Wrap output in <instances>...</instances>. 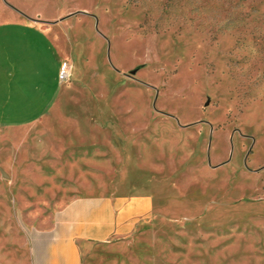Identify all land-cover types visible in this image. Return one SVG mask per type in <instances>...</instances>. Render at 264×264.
I'll use <instances>...</instances> for the list:
<instances>
[{"label":"rangeland","instance_id":"374dc122","mask_svg":"<svg viewBox=\"0 0 264 264\" xmlns=\"http://www.w3.org/2000/svg\"><path fill=\"white\" fill-rule=\"evenodd\" d=\"M139 196L81 264H264V0H0V264Z\"/></svg>","mask_w":264,"mask_h":264},{"label":"crops","instance_id":"0c3cea01","mask_svg":"<svg viewBox=\"0 0 264 264\" xmlns=\"http://www.w3.org/2000/svg\"><path fill=\"white\" fill-rule=\"evenodd\" d=\"M149 211L150 200L144 196L126 202L110 198L75 201L56 214L53 228L45 233L53 247L47 246L45 255L39 252L36 264H81V243L108 239Z\"/></svg>","mask_w":264,"mask_h":264},{"label":"built area","instance_id":"2783aa9c","mask_svg":"<svg viewBox=\"0 0 264 264\" xmlns=\"http://www.w3.org/2000/svg\"><path fill=\"white\" fill-rule=\"evenodd\" d=\"M69 72L67 71V69L64 67L59 74V80L60 82H66L69 79Z\"/></svg>","mask_w":264,"mask_h":264},{"label":"water","instance_id":"95a60500","mask_svg":"<svg viewBox=\"0 0 264 264\" xmlns=\"http://www.w3.org/2000/svg\"><path fill=\"white\" fill-rule=\"evenodd\" d=\"M133 74H135V72H133ZM2 172H3V174H4L5 177H9V176L7 175V173H5V172L3 171V169H2Z\"/></svg>","mask_w":264,"mask_h":264}]
</instances>
